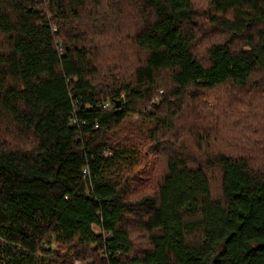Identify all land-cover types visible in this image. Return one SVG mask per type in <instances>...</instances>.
Returning a JSON list of instances; mask_svg holds the SVG:
<instances>
[{"label": "trees", "instance_id": "1", "mask_svg": "<svg viewBox=\"0 0 264 264\" xmlns=\"http://www.w3.org/2000/svg\"><path fill=\"white\" fill-rule=\"evenodd\" d=\"M77 262L264 264V0H0V264Z\"/></svg>", "mask_w": 264, "mask_h": 264}, {"label": "rangeland", "instance_id": "2", "mask_svg": "<svg viewBox=\"0 0 264 264\" xmlns=\"http://www.w3.org/2000/svg\"><path fill=\"white\" fill-rule=\"evenodd\" d=\"M158 99H159V98H158ZM138 118H139V115H138V114L133 115V119H138ZM95 230L98 231L97 228H95ZM76 264H79V263L77 262Z\"/></svg>", "mask_w": 264, "mask_h": 264}, {"label": "built area", "instance_id": "3", "mask_svg": "<svg viewBox=\"0 0 264 264\" xmlns=\"http://www.w3.org/2000/svg\"><path fill=\"white\" fill-rule=\"evenodd\" d=\"M83 172H84V175H86L88 173L87 168H84Z\"/></svg>", "mask_w": 264, "mask_h": 264}]
</instances>
